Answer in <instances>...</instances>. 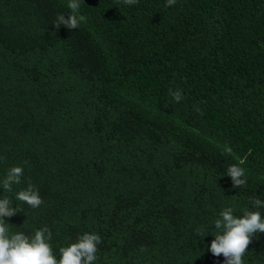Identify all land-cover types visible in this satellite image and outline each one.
Instances as JSON below:
<instances>
[{
    "label": "trees",
    "instance_id": "16d2710c",
    "mask_svg": "<svg viewBox=\"0 0 264 264\" xmlns=\"http://www.w3.org/2000/svg\"><path fill=\"white\" fill-rule=\"evenodd\" d=\"M68 3L0 0V180L22 166L14 192L43 200L0 186L23 207L10 232L47 226L57 258L94 232V264H224L220 212L264 218V0H80L86 21L56 29ZM243 261L264 264V233Z\"/></svg>",
    "mask_w": 264,
    "mask_h": 264
},
{
    "label": "clouds",
    "instance_id": "9594fccd",
    "mask_svg": "<svg viewBox=\"0 0 264 264\" xmlns=\"http://www.w3.org/2000/svg\"><path fill=\"white\" fill-rule=\"evenodd\" d=\"M119 2V0H118ZM124 5H135L138 0H122ZM177 0H166V7L174 6ZM80 0H69L67 7L71 10L67 18L64 14H57L52 22L56 29L64 25L69 30L78 29L86 17L78 15ZM172 99L179 103L183 99L182 92L177 89L170 91ZM197 111H200L197 108ZM228 153L230 148L225 149ZM242 163V162H241ZM226 174L232 180L233 188H240L247 183L245 170L238 164H231L226 169ZM23 176L22 166H12L7 170L5 177L0 180V186L6 193H14L15 200L26 203L31 208H38L43 200L39 191L29 183L26 189L14 192V185L21 183ZM12 197L0 198V264H94L97 260L98 245L102 243L100 235L84 232L78 235L75 242L59 247V258L54 253L49 241L52 232L47 226L37 229L32 235L23 231L10 232L9 224L4 217H12L23 210L18 203L12 207ZM254 209L264 208V200L252 199ZM220 218L214 221L215 234L210 244V252L214 256H223L224 264H244L243 257L248 252V246L256 233H264V218L259 210H243L242 216L234 215L232 207L224 208ZM206 231L198 230L201 238Z\"/></svg>",
    "mask_w": 264,
    "mask_h": 264
}]
</instances>
